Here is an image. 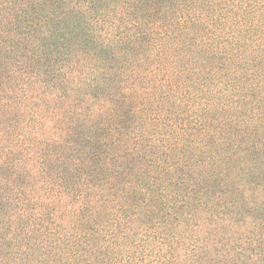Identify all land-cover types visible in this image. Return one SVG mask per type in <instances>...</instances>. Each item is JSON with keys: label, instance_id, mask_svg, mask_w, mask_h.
<instances>
[{"label": "trees", "instance_id": "trees-1", "mask_svg": "<svg viewBox=\"0 0 264 264\" xmlns=\"http://www.w3.org/2000/svg\"><path fill=\"white\" fill-rule=\"evenodd\" d=\"M35 3L0 0V206L14 207L0 211V264L237 258L198 233L234 238L238 221L264 229V0H54L47 14ZM67 31L85 65L62 50ZM113 81L114 113L86 109ZM145 111L176 118L157 137L140 125L132 147L128 129L102 126ZM79 128L87 153L68 139ZM147 139L168 160L152 171L141 168L155 151Z\"/></svg>", "mask_w": 264, "mask_h": 264}, {"label": "rangeland", "instance_id": "rangeland-1", "mask_svg": "<svg viewBox=\"0 0 264 264\" xmlns=\"http://www.w3.org/2000/svg\"><path fill=\"white\" fill-rule=\"evenodd\" d=\"M35 2H36L35 5H34L35 8H37L41 12L43 10V13H46V14L47 13H52L57 8V5H58V4L54 3V0H35ZM112 3H114V2H112ZM120 3H121V0H115V6L119 7ZM95 4L97 6L101 5V4L104 6L103 2H99V3L96 2ZM160 6L161 5L159 3H157L156 6H155V9L160 8ZM56 12L59 13V14H62L63 11L61 9H57ZM71 16H73V15L68 16V19ZM71 21H74V20L71 19ZM42 29H43V31H42L43 37H45L46 36V31H44V28H42ZM46 29L48 30V27H46ZM30 34L34 35L33 32H30ZM64 40H65L66 43L64 45V49H62V50H64V52H68V54H71L72 57L76 58L79 61L80 65H85L86 60L83 61L82 57H81V55H82L81 52H83V50H85L84 49V44L82 43V41L80 40L81 43H79L78 45H75L74 42L76 40H78V39L75 36H73V35L71 36V33L69 34V31H67V33L64 35ZM49 43H51V45H50L51 47H49V49L55 48L54 46H52V42H46V43L44 42L43 43L44 47H45V44H46V47H47ZM89 48H91L90 44L88 45V48H86V49H89ZM103 63L107 67H114V69L118 73L123 71V70H120L118 68V65L120 64L119 61H116L115 58L112 57V56L108 55L107 58L104 57V62ZM112 73H114V72H112ZM124 83L125 82L123 81L122 85ZM110 86H111V93L110 94H106L105 97H101L100 99H97V100H95V99L88 100L85 103V105H84L86 107V109H90V111H94V110H97L99 107H102L100 112L104 111V113H105L108 110H110V113H111V110H112V113H114V108H117V107H115V104H114L115 103V98H114L113 102H112V98H113V93H114V87H118V84L116 83V81H113ZM119 95L120 94L117 93L116 96H119ZM128 96H130V95L128 94ZM134 101H137V100H134ZM132 106L138 107L134 103H132ZM146 113H147V116H146V119L144 121H143V119H138V118H137L138 121L137 120H133L129 116V114L128 115L122 114L121 116H119L120 121H118L117 123H115L116 122L115 121L112 125H110L109 124L110 121L106 120L104 123H102V126H106V127L108 126V127H112L113 129H120V130H122L124 128L128 129L129 135H128V138H127L126 142H127L128 147H132L133 146V138H134L133 137L134 130L138 132L140 125H145L146 126L147 133H148L149 137H151V136H156L157 137V136H160L161 133L164 130H166V126L162 127L161 124H166L165 122H168L169 120H175V118H176L173 114H167L165 116L160 115V116H162V119H156L155 114H152V113H149V112H146ZM185 116L186 115H180L178 117V120L179 119L183 120L185 118ZM142 121L145 124H142ZM122 122H125V124H122ZM81 131H82V129L79 128L76 136H69L68 139L71 141L72 146L74 148H76V150L78 152L81 151V148L83 146H86L87 148L84 151V153H87L88 152V148H90V145L88 144V139H85V138H83L82 136L79 135V132H81ZM215 134L218 136L221 133H217L216 132ZM147 140L150 141V139H147ZM172 140H174V139H171L170 142ZM203 141H204V139L201 137V135L198 136V137L192 138V140L190 138V144L192 146L191 150L189 152H185V153L189 154L190 156H187V159H184L183 162H188V160L190 159L191 156L192 157H197V155L199 154L200 149L203 146L202 145ZM150 142L153 143L152 141H150ZM227 143H228V140H227ZM153 145L154 146H153L152 149H155V151H153V153L149 157H146L142 161L143 163L141 164V168H144V171H145V166H149L148 167V171H152V167L154 165V159L157 158V157H161L163 160L168 161L165 158L164 155L160 154V149L156 148L155 143H153ZM226 146H227V144H226ZM210 147L213 149L214 145H210ZM95 148L96 147H94L93 150H95ZM183 153H184L183 151H179V150L175 151V154H177V155H181ZM89 154L91 155V153H89ZM169 156L170 157H174V156H171V155H169ZM202 157H204V156H202ZM51 159L54 160L53 157H51ZM182 168L187 170V168H185V167H182ZM192 170H190V172H192L193 175H194L195 172H193ZM131 171H133V170H131ZM144 171L142 173H144ZM185 172L186 171L180 172L179 170H177L176 174L177 175H181V174H184ZM1 177H5V173H1ZM18 183H20V182L18 181ZM191 186H193L192 183H191ZM199 186L200 187L204 186V183L199 184ZM240 188L241 189L243 188L242 185L240 186ZM202 190H205L204 187H203ZM79 191H82V188L79 189ZM203 192L204 191H201V194ZM3 210H7L9 213H12V212H14V207H11V208L8 209L6 207L0 206V211H3ZM203 214L204 213H199V215H198V217L200 218L199 220H203ZM260 219L261 218H258L257 224H259ZM243 224L244 223L238 221L232 226V231L235 232L236 230H238L235 233L240 237L239 240L234 239V238L238 237L234 233H232V234H234V238L229 233H225V234H222V235H219V233H218L217 235L208 236L207 234L203 235V232H199L198 235L200 237H204L206 242H211L213 240H220L222 243H220V245H219V249H220L219 255L226 254V251H228L231 248V245L237 251H240L239 254L237 255V258H235V259L231 257L232 255H227V254L224 255L222 257V261H221L222 264H254V261H255V264H264V229H262L263 227L261 228L260 231H259V229H257L258 230L257 231L255 229L252 230L250 227H249V229L248 228H242ZM195 229L196 228L194 226L192 230L194 231ZM257 238L263 239V242L262 241H258ZM222 244H225V245H222ZM248 256H249V258H247V259L249 261H246L247 260L246 257H248ZM220 258L221 257H218L217 259H220Z\"/></svg>", "mask_w": 264, "mask_h": 264}]
</instances>
